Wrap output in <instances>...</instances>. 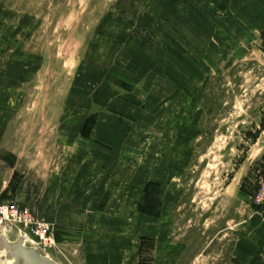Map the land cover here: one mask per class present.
<instances>
[{
  "label": "rangeland",
  "instance_id": "374dc122",
  "mask_svg": "<svg viewBox=\"0 0 264 264\" xmlns=\"http://www.w3.org/2000/svg\"><path fill=\"white\" fill-rule=\"evenodd\" d=\"M263 188L264 0H0V264H264Z\"/></svg>",
  "mask_w": 264,
  "mask_h": 264
},
{
  "label": "crops",
  "instance_id": "0c3cea01",
  "mask_svg": "<svg viewBox=\"0 0 264 264\" xmlns=\"http://www.w3.org/2000/svg\"><path fill=\"white\" fill-rule=\"evenodd\" d=\"M121 202V183L113 185L108 191L107 204ZM261 246L259 249L264 250V225H262ZM258 249V251H259Z\"/></svg>",
  "mask_w": 264,
  "mask_h": 264
},
{
  "label": "trees",
  "instance_id": "16d2710c",
  "mask_svg": "<svg viewBox=\"0 0 264 264\" xmlns=\"http://www.w3.org/2000/svg\"><path fill=\"white\" fill-rule=\"evenodd\" d=\"M149 187H150V185H149ZM147 191H148V186H147L146 192H147ZM140 210H141V209H140ZM141 211L146 212V213L149 212V211H147L146 209H142ZM258 259H259V257H257L256 259H254V262H257Z\"/></svg>",
  "mask_w": 264,
  "mask_h": 264
},
{
  "label": "built area",
  "instance_id": "2783aa9c",
  "mask_svg": "<svg viewBox=\"0 0 264 264\" xmlns=\"http://www.w3.org/2000/svg\"><path fill=\"white\" fill-rule=\"evenodd\" d=\"M258 196L261 197L264 201V188L262 189V191L260 192Z\"/></svg>",
  "mask_w": 264,
  "mask_h": 264
},
{
  "label": "bare ground",
  "instance_id": "6f19581e",
  "mask_svg": "<svg viewBox=\"0 0 264 264\" xmlns=\"http://www.w3.org/2000/svg\"><path fill=\"white\" fill-rule=\"evenodd\" d=\"M45 258V257H44ZM44 264V263H43Z\"/></svg>",
  "mask_w": 264,
  "mask_h": 264
}]
</instances>
